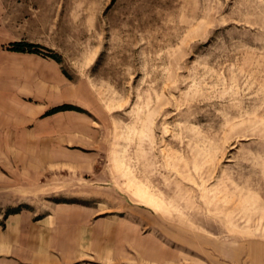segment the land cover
Listing matches in <instances>:
<instances>
[{"label": "rangeland", "instance_id": "obj_1", "mask_svg": "<svg viewBox=\"0 0 264 264\" xmlns=\"http://www.w3.org/2000/svg\"><path fill=\"white\" fill-rule=\"evenodd\" d=\"M0 8L36 46L35 162L0 166L1 226L51 217L28 264H264V0Z\"/></svg>", "mask_w": 264, "mask_h": 264}, {"label": "crops", "instance_id": "obj_2", "mask_svg": "<svg viewBox=\"0 0 264 264\" xmlns=\"http://www.w3.org/2000/svg\"><path fill=\"white\" fill-rule=\"evenodd\" d=\"M0 12H3L1 8ZM9 31L0 24V166L3 168L2 161L9 162L7 154L12 150L22 154L23 162L30 164L31 158L35 162V122L41 113L20 92L21 87L28 91L27 79L15 70L18 64L14 67L13 63L18 62L12 60L24 53L7 50L9 44L21 42ZM30 216L29 212L21 211L8 215L4 226L0 224V264H28L51 248V217L35 221Z\"/></svg>", "mask_w": 264, "mask_h": 264}, {"label": "trees", "instance_id": "obj_3", "mask_svg": "<svg viewBox=\"0 0 264 264\" xmlns=\"http://www.w3.org/2000/svg\"><path fill=\"white\" fill-rule=\"evenodd\" d=\"M7 50L13 52H35L36 46L25 42H16L9 44Z\"/></svg>", "mask_w": 264, "mask_h": 264}]
</instances>
